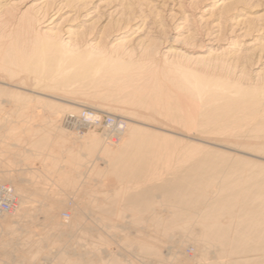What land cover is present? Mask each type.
<instances>
[{"label":"rangeland","instance_id":"1","mask_svg":"<svg viewBox=\"0 0 264 264\" xmlns=\"http://www.w3.org/2000/svg\"><path fill=\"white\" fill-rule=\"evenodd\" d=\"M52 1L30 14L37 32L43 29L39 22L43 14L62 6L54 29L59 38L75 51H104L118 58L131 67L128 76L140 91L135 94L129 84L117 91L113 84L99 82L97 77L86 79L82 73L76 77L78 71L71 69L66 70L71 82L65 86L62 76H48L42 63L27 55L15 69L19 74L1 70L0 100L8 101L0 103V170L7 173L0 183L16 190L20 208L0 219V264H49L48 258H72V245L85 240L113 253L120 264H226L229 260L263 264L264 241L251 239L264 237V219L256 223L261 234L250 235L243 244L244 252L228 258L218 252L216 243L204 241L200 218L175 217L164 193L172 186H197L201 173L198 166L204 161L196 150V144L203 143L183 136L182 141L174 139L166 131L178 128L169 122L167 107L172 109L174 103L187 97L171 87L165 69L185 68L202 79L227 85V93L242 88L263 98L264 0H105L89 17L84 16L91 8L90 0ZM21 2L0 0V36L16 33ZM22 43L26 51L32 46L29 40ZM150 85L162 88L163 95L155 105L164 113L161 116L150 104ZM134 95L149 106L137 108L143 112L142 117H132V107L123 103ZM56 98L84 105L73 107ZM186 101L184 104H188ZM202 113L201 108L191 106L190 114L197 123L192 128L199 132L204 130L198 125ZM133 118L147 121L148 129L156 130L153 132L159 142L139 140L127 151L117 153L130 136V122L147 128ZM251 123H242L234 132L238 136L247 133ZM207 135L230 144L219 133ZM253 141L257 142L243 140L244 147L242 143L230 144L241 152L206 144V149L200 147L228 154L222 166L230 168L222 171L240 172L257 193L261 183L252 176L256 170L241 166L249 160L264 164V159L249 154L252 151L263 157L264 149L257 146H264V140ZM144 157L148 160L146 169L133 172ZM221 176L219 171L214 177L216 184ZM142 193L149 196L130 202L131 195ZM114 200L120 202V219L117 224L115 221L117 229L112 234L94 223L100 207ZM252 202L250 194L243 195L236 208L249 207ZM217 214L222 216L223 210ZM219 221L228 224L231 218L226 213ZM232 225L235 227V223ZM146 243L154 247L153 252L145 254L141 250Z\"/></svg>","mask_w":264,"mask_h":264},{"label":"bare ground","instance_id":"2","mask_svg":"<svg viewBox=\"0 0 264 264\" xmlns=\"http://www.w3.org/2000/svg\"><path fill=\"white\" fill-rule=\"evenodd\" d=\"M20 1H22L21 8L19 9V13L17 16L19 18V28L17 27L15 29L16 33L15 31H13L7 36H5V34L0 36V55L2 56V59H0V68H2L0 69V72L1 70H3V72L15 74L16 67H18L23 57L27 55L29 57H33V59H36L38 63H42L44 70L48 76L54 77L55 74L62 76V82L65 86L69 85V83L71 82V78H68L65 75L66 70L71 69L72 71H78L77 74H79L76 77H79L80 73L84 74L86 79L94 80V78L97 77L95 79H97L99 82L103 83L104 81L108 82L109 84H113L117 91H122L123 89H125V84H129L132 90H135V94L140 91L139 87L133 85V80H131V78L128 76L131 67L121 63L118 58L107 54L104 51H100L97 54L75 51L74 49L70 48L69 43L66 42L65 39L59 38V35L56 34L54 29L56 27L55 20L58 19V17L60 16V13L62 12V6L58 8L52 7L54 9H49L51 11H49L50 13L48 12L49 14H43L45 16H43L42 20L39 21L41 22L43 29L38 30L37 32L36 28H34V25L36 23L35 18L30 15L32 13V10H34V8L39 7L40 9H42L45 6H49V4L53 3L54 1ZM34 1L36 2L34 3ZM104 3L105 0H90L88 6H91V8L86 11L84 17H89L95 12H98L100 6H102ZM26 34L28 35L27 38ZM23 40H29L32 43V46L29 48L28 51H26L27 48L22 43ZM16 45H19L21 47H17ZM230 45L236 46V44H234L233 42H231ZM113 46L114 45H111L110 48L112 49ZM165 72L167 74V77H170L169 82L171 87H173L174 90L185 94L182 96L187 97L186 99L185 97H183L185 99L184 100L181 99V96L180 99L184 100V102L188 99V104H184L183 101V103L179 101L178 103H174L176 107L173 108L174 105H172V109L167 107V112L165 114L168 115L169 122L172 124L174 123V125H176V128L178 127V131L171 129L166 131L172 134L170 135L172 136L171 138L175 137L176 139L181 140V136H183L190 140H194L197 143L204 144V146L202 144H196V150L199 151L202 157H204V161L198 166L201 172L200 178L198 180L199 184L195 187L192 185L172 186L171 188L166 189V192L164 193L165 199L169 201V203L171 202V206L174 210V215L177 219L183 217H188L189 219L200 218L202 227L204 228L202 232L203 239L205 238L204 241L208 244L216 243V247L218 248L217 250L222 255L228 258H230L229 256L234 257L241 255L242 252H244L245 250L243 244L249 240V236L253 233H257L258 235L261 234L260 229L256 227V223L257 221L264 219V164H255L252 163V161L250 160L245 161L243 165L241 164L242 167L251 168L250 170H256V172L253 171L252 176L257 177L259 179L258 181L261 183V185L257 189H262L263 192L260 191V193H258L259 191L257 190V193H254L253 190H251L252 185L247 182V178L244 177L240 172L226 173L222 171L223 169L230 168V166H227L225 168L224 166H222L224 161H227L225 156H227L228 154L225 155L220 151L219 153H216V150L214 151V148L213 151L215 153H212L209 152L208 149L204 150V148L206 147V144L210 146H217L218 148L220 147L236 152H241L237 148L234 149V147H232L230 144H235L236 142L242 143V146L244 147L245 145L242 141H245V139H251V141L256 140L257 142L259 139L260 141L264 140V100H262L264 99V94L262 98L260 93H256L255 91L242 88H237L234 93H227L225 92L228 89L227 85L222 84L220 81L207 80L205 78L202 79L200 75H196L194 72L185 68L168 67L165 69ZM150 86V92L148 91L149 100L151 102L150 104H152V107L157 110L154 111V113L158 114L159 116L160 114L164 113H162V110H160L158 107H155V105L158 106L157 103L158 100L162 97L163 91L162 88L159 89L155 86ZM133 97L134 98L130 99V101H123V103L129 105V107H132V112L130 110V112L132 113V117L133 115L134 117H142L141 113L143 112H140V110L138 109L140 108L142 110L143 105L147 106V104H145L142 100H136L135 95ZM56 99L62 102L70 103L73 105V107H75L74 105H84L79 101H70L71 99ZM19 100L21 99L19 98ZM7 101L0 100V103H7ZM192 105L201 108V110L203 111L201 119L198 122L199 127L204 129L202 132H199L192 128V125L197 124L195 119L190 114ZM147 108H149V106H147ZM149 111L152 110L149 109ZM92 117L93 119H95V116ZM134 119L135 118H133V120ZM139 121L140 120L135 122H137V124H142L145 126L148 125L147 121H145L146 123H143V121L141 123ZM249 122L252 123L250 124L251 126L248 132L245 133L246 135L240 133V135L238 136L237 133L234 132L241 126L242 123ZM129 125L131 127L130 136L127 142H125L124 147L118 149L117 153L123 152L124 150L127 151L129 149L128 147L132 146L135 142L139 140L143 143L159 142V138H157L158 134L153 132L156 131L155 129H148L147 126V128H143L139 125H133L131 124V122L129 123ZM160 129H163L164 131L166 128L162 127ZM191 132H194L193 136L189 135L191 134ZM217 133L221 134L220 138H225V140L229 141L230 144H228L226 141H222V139H210V137L207 135ZM258 144L260 145V143ZM247 145L249 146L248 143ZM259 145L257 147H261V149H264L263 144L262 146ZM200 146H203L204 148H201ZM262 151L264 152V150ZM262 151H259L260 155H262ZM249 154L264 159V156L261 157L259 155H255L254 153L252 154V151L249 152ZM231 160L233 161L234 158ZM236 160L238 161V158H236ZM239 161H242L241 158L239 159ZM147 163L148 160L146 159V157L142 158L141 164L139 165V167L133 168V172H143L147 167ZM237 165L240 164L237 163ZM203 166L205 167L202 168ZM205 168H208L209 170H205ZM117 170H120V166H117ZM219 171L222 176L220 183L216 184L214 177L219 174ZM4 176H7V173L3 170H0V178ZM119 177L120 175L117 178ZM10 187L13 189L14 194L19 200V207L15 211L1 216L0 219H6L8 215L17 212L20 208V196L17 194L16 190L12 186ZM246 194H250V199L253 201L252 204L249 207H243V209L240 210L237 209V202L240 200L241 196ZM148 196L149 195L145 193L139 194L135 197L131 195L129 200L130 202H134L137 199L144 201ZM200 198L203 199L199 201ZM117 202L119 201H110L107 203V205L100 207L97 220H95L94 223L95 226H99L100 229H103L108 233L112 232L113 234V232H115L114 230L117 226L115 225V221L117 224V220L120 219V211L118 208V204H120V202ZM220 209L223 210L222 216L227 213V215L231 218L230 223L224 224L219 221V218H222V216L217 214ZM234 223L235 227H233L232 225ZM90 232L91 231H89L88 233ZM86 239L88 240L87 237ZM251 240L264 241V237L260 235L256 239ZM141 250L145 254H149L153 252L154 247L152 245L150 246L149 243H146L141 246ZM72 255V258H48L47 263L120 264V262L116 259V256L113 253L98 245V243L92 240L91 242H87L85 240L84 242L74 243L72 245ZM244 263L246 262H230L229 260V262H227L226 264Z\"/></svg>","mask_w":264,"mask_h":264},{"label":"built area","instance_id":"3","mask_svg":"<svg viewBox=\"0 0 264 264\" xmlns=\"http://www.w3.org/2000/svg\"><path fill=\"white\" fill-rule=\"evenodd\" d=\"M95 123L100 124V121L96 120ZM109 124L111 125L112 122ZM18 207L19 200L13 189L9 185L0 183V217L15 211Z\"/></svg>","mask_w":264,"mask_h":264}]
</instances>
